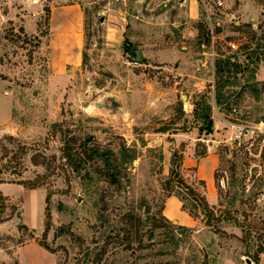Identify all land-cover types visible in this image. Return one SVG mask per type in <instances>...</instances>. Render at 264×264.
<instances>
[{
    "label": "rangeland",
    "instance_id": "1",
    "mask_svg": "<svg viewBox=\"0 0 264 264\" xmlns=\"http://www.w3.org/2000/svg\"><path fill=\"white\" fill-rule=\"evenodd\" d=\"M263 12L255 0H0V264H264V62L224 65L242 62L237 30ZM209 150L211 187L182 168ZM176 165L221 232L168 181ZM170 195L194 228L164 215ZM65 225L73 238L56 234Z\"/></svg>",
    "mask_w": 264,
    "mask_h": 264
},
{
    "label": "trees",
    "instance_id": "2",
    "mask_svg": "<svg viewBox=\"0 0 264 264\" xmlns=\"http://www.w3.org/2000/svg\"><path fill=\"white\" fill-rule=\"evenodd\" d=\"M256 2L260 3L263 5L264 8V0H255ZM264 16V12L262 13ZM240 33L241 38L243 39L242 45L240 46L241 50V55H243V60L242 62H225V66H233L234 69H239L240 67H248L251 64H257L259 62H264V18L256 26V28H251L249 27L248 29H238L237 30ZM223 64L216 66L217 68V73L216 76L217 78L219 77L220 73L223 72L222 68ZM211 120H209L208 125H207V131H211ZM205 154V151L201 152L199 155ZM178 165H176L174 168L170 170V177L168 181H174L177 183L178 187L183 186L187 193L192 196V198L202 207V210L205 212L207 219L205 221V225L210 226L214 229L215 232H221L220 228L218 227L217 223L221 222L223 220L222 217L217 216L215 221L212 222L213 220V214H215V210L213 207H210L207 199L204 194L199 192L197 189L192 187L191 185L187 184L183 177L179 174L177 171ZM263 170H264V164H263ZM169 181V182H170ZM201 183L204 185L205 182L201 180ZM49 200V195L46 197V201ZM190 216L193 217V213L191 211H187ZM45 227H44V236L46 235L47 231L50 228V213L48 208L46 207V212H45ZM67 233L70 235L72 238L74 237L73 232L70 229V225H65L62 226L58 229L57 235L59 234H64Z\"/></svg>",
    "mask_w": 264,
    "mask_h": 264
},
{
    "label": "crops",
    "instance_id": "3",
    "mask_svg": "<svg viewBox=\"0 0 264 264\" xmlns=\"http://www.w3.org/2000/svg\"><path fill=\"white\" fill-rule=\"evenodd\" d=\"M78 13H74L73 19H77ZM190 154V155H189ZM218 165V155L215 151L209 150L205 155H195L188 153L182 159V168H194V173L203 181L208 187H211L214 182V171ZM164 215L171 221H174L184 227L194 228L196 221L182 209L179 199L170 195L167 197L164 207Z\"/></svg>",
    "mask_w": 264,
    "mask_h": 264
},
{
    "label": "water",
    "instance_id": "4",
    "mask_svg": "<svg viewBox=\"0 0 264 264\" xmlns=\"http://www.w3.org/2000/svg\"><path fill=\"white\" fill-rule=\"evenodd\" d=\"M133 54H134L135 60H140L141 55H140V52H139L138 50H135V51L133 52ZM246 260H247V262H250L249 259H246Z\"/></svg>",
    "mask_w": 264,
    "mask_h": 264
},
{
    "label": "built area",
    "instance_id": "5",
    "mask_svg": "<svg viewBox=\"0 0 264 264\" xmlns=\"http://www.w3.org/2000/svg\"><path fill=\"white\" fill-rule=\"evenodd\" d=\"M232 46H234V45H232Z\"/></svg>",
    "mask_w": 264,
    "mask_h": 264
}]
</instances>
